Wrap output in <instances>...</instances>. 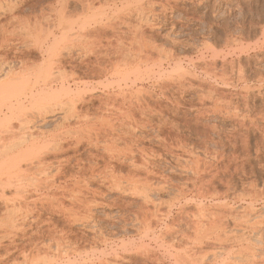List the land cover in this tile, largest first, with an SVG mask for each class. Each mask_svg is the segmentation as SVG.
Returning <instances> with one entry per match:
<instances>
[{"label":"rangeland","instance_id":"rangeland-1","mask_svg":"<svg viewBox=\"0 0 264 264\" xmlns=\"http://www.w3.org/2000/svg\"><path fill=\"white\" fill-rule=\"evenodd\" d=\"M6 1L7 2L5 3L7 4H3L4 6H2L4 8L1 10L3 11L5 9V14H1L0 16V68L3 65L2 68L5 67L4 69H6V71L12 68L14 72L10 73L11 75L9 74L8 76H5L3 72L0 73V84L5 86H10L13 84V82L15 85L19 84L22 80V76L19 73L20 68L21 66L25 67L26 64L32 69L35 68L36 71H32L34 72L32 74H37V72H39L37 75L43 74V67V70L49 68L51 69L50 71H52L51 73L55 72L52 74L53 76H55L58 70V73L56 74L57 81L53 78L54 82L50 84L52 90L56 91H54V95H56L57 99H54L55 97L52 94L54 92L50 90L51 88L49 89V87L47 88L46 86L41 85V88H44L45 91L48 89V91L50 90L52 92L50 96V91H47L49 93L48 96L53 98V101L51 100L49 103L54 105L53 107L55 110H51V113L48 112L43 118L38 120V129L39 131L42 130L41 132L44 131L45 136L47 135L45 139L48 138V133H51L49 136L51 141L47 139V143L49 140L51 142H49V145L52 144L53 146V139V142L55 141V145H57L51 148V152L53 150V154L50 152V159L52 160L53 158L58 157V159L56 158L58 163L55 161V159L51 161L46 158V160H49V162L45 160L47 164L53 162V165L55 163L53 165L54 167L51 164V168L47 167L49 170L46 174L55 175L56 168L58 165L60 166V164L62 165L60 167H62V169L64 168V174L63 171L61 172L62 169L59 167L60 171L59 168L58 171L63 175H60V173L57 171L59 173L56 174L58 175V179L54 178V180L58 181L59 178L61 180H59L56 186L55 181L51 179L54 181L52 182L50 180L53 183V186L51 183H49L52 187L48 188V178L46 177L48 175L44 174L46 176H41V174L47 171L42 169L50 165H47L45 164L46 162H43L45 167L43 165V168H38V170L41 169L44 172L41 173V170L38 171L36 168H32L30 170H33L34 172L25 171L24 177L26 174L28 177L31 176L37 170V172L40 173L39 176L41 177H38L36 174L33 175L35 177L37 176V179L39 178V183L42 184V181H44L43 184H45L46 182L44 189L41 186L39 188V183H37L38 185L34 184V180L31 181L33 184H29V180H26L25 178L23 179L20 176L23 181H19V184H25L23 187L18 186L20 188H18V190L22 189L21 196H16L15 198L14 195H17V193L15 192L16 190L14 191L12 185L13 183H11L10 187H7L9 190H7V188L5 189L6 191L4 190L5 193L4 191L0 190V264H43L44 261L46 264H50V261H53L54 258L55 261L58 262L57 264H68V261L69 264H72V262H75L76 264H231V260H234L233 264H236L238 261L239 264H264V0H121L122 3L119 0H115L116 3L114 0H108L109 2L107 1L106 3L102 0H100V2H95L97 1L95 0V3L92 4L91 8H88L87 6L86 9L90 10L82 9V4L79 0H15V2L18 4L15 6L17 10L14 9L12 14L7 12L6 7L8 5L9 10L10 6L15 4L13 2L14 0ZM146 2H148V4H146ZM61 7L66 13L65 17L60 19V17L54 18V16H52V18L50 17L51 20L49 17H47L50 15V12L61 10ZM137 7H139V9L143 8L141 11L144 10L146 12L145 13L143 11V13L146 15L140 13L142 19H140V15L138 13L139 9ZM53 8L54 10H52ZM133 9H138L137 15L135 13L136 10L133 11ZM42 10L43 12H41ZM131 10L133 12L129 14L128 12H131ZM105 11H107L106 13L108 14V17H105ZM46 12L49 13L47 14ZM99 13H103L105 16L102 15L101 18ZM124 13H128V16H130L128 17L126 16L127 14L124 15ZM14 14L16 18L13 17ZM24 16L27 20L24 19ZM38 16L39 18H37ZM103 16L110 19L109 22L111 21V18L109 17H112L114 22L111 21L112 24L108 23V19H105ZM118 16L120 18H118ZM91 17L92 19H90ZM114 17H116V20L119 22H117ZM144 17L145 19H143ZM21 18L23 19L21 20ZM28 18H31L30 20L33 23ZM123 20H125L126 23ZM26 21L29 24H26ZM70 21L71 23L73 22V26L68 27L67 24ZM82 21L84 22L83 24L81 23ZM21 22H24L22 25L24 27L21 26ZM49 23L53 25L52 28ZM124 23L127 25H124ZM104 24L108 25L106 26L107 28L111 25V28H108L109 30L105 29ZM16 25H18V27ZM128 25L132 26L128 27ZM72 27L76 31L72 30ZM77 27H79V29ZM99 27L101 29L104 27L103 31H100ZM22 28H24V30ZM112 28H114L115 31L112 30ZM62 29L64 31L66 29L67 30L64 33ZM27 30H29L28 32L30 34L27 32ZM97 30L101 33H98ZM104 30H106V32H104ZM130 31L131 33L134 31L136 34H139V36H137L136 34L132 33L133 38L136 36L139 39L142 35L144 36L142 39L145 40L146 38L145 41L147 45H145V42L143 44L142 40L140 42V39L138 41L136 38L137 42L142 44L139 45V48L140 46L145 47H141L144 49V52L151 48V44L153 45L155 43L153 45L155 49L153 50L158 51V48H161L162 50H160L164 55H159L160 53L158 52V54L157 51V54L155 51L152 52L154 63L152 61L146 60V63H142L143 66L140 65L139 67L141 68L139 70L142 72H135V68H130L128 65V62H131L134 59L137 60L136 64L138 62L141 64V60L142 62L145 61V57H143L145 56V53L143 51L142 56L141 51L139 52V49L138 51H134L132 49L138 45V43L135 41L137 44H134L135 42L132 40V36L129 38L131 34ZM78 32H81L82 34ZM121 33L126 34V37L123 38L124 35ZM53 34L55 35V39H52V36H54ZM98 34H101L100 36L103 37L105 36V40H107L108 37L110 41L108 40L109 42H103L104 39L102 38V41L99 43V39H97L99 37H96ZM119 34H121L122 37L120 36L118 39L117 36ZM77 36L78 38H76ZM111 36L114 37L112 38ZM21 37H23V40ZM115 38L118 40H114ZM125 38L132 39L128 42ZM120 39H125L123 40L124 47L120 43ZM18 40L21 41L19 42ZM131 41H133L134 44L132 48L130 45ZM102 42L104 44H101ZM125 42L130 43L128 46V48L130 47L129 50L131 49V52L128 51L130 53L129 56L131 55L130 58H134L131 59V61H127L128 64H126V59L128 60L130 58L128 56H124L123 54L124 51H127L125 48L128 49L126 46L128 43L126 44ZM88 43H92V46L96 49L93 52L94 56L92 52L89 54L90 52L88 48L85 49V46L90 45ZM52 44H55L53 48L51 47ZM98 44L100 47L97 46ZM105 44H107L106 47H108L110 44L113 45L112 47L110 46V48L108 47L109 49L107 48L106 50L104 47ZM65 45L66 48L63 47ZM80 45H83V48L80 47ZM98 47L100 49L102 47L101 51H99L100 49ZM119 47H122L123 49ZM111 48L113 53L111 52L112 50H110ZM53 49L54 51H52ZM117 49L120 51L121 49L122 51L124 50L123 53L119 55L128 57H123L125 59L127 70H125V66H123L124 61H122V58V60L120 59L121 56L115 54ZM104 50H106V52H109L110 50L109 58L113 60L115 57L119 56L117 61H119L118 65L122 69L121 72H126L127 74L129 71V78H127L128 75L125 76L126 78L121 77L123 76V73L121 76L119 74L118 76H110L109 73L108 75L103 73L101 74L102 71L99 68V64L95 66L93 64L94 62L96 63L99 58L102 59V61L106 58L102 57V54L105 53ZM85 52H88L89 55ZM136 52L137 55L135 54ZM99 53H101V56ZM140 57L143 58L141 59ZM59 58H61V60ZM109 58L107 57V60H104L107 61L106 64L108 65L110 64L108 61ZM152 58L150 56L149 59L151 60ZM121 61L123 64H121ZM32 62L35 65H32ZM62 63L63 65H61ZM29 64L32 66H29ZM47 64L49 67L46 66ZM59 64L61 66H59ZM154 64H157L156 66L159 65L160 68L157 67V69ZM152 65L154 66L153 69L151 68ZM145 66L150 67L151 71L148 68L145 70ZM239 67L244 71L240 70ZM108 68L111 67L108 66ZM61 69L64 71H62L63 73L61 72ZM132 69L134 72H131ZM208 69L209 73L207 72ZM231 69H233V71ZM15 70H17V72ZM152 70L156 71H154L155 74L153 72L154 76L152 74ZM144 71L145 73L149 71V73L147 72V75L151 74L152 77L147 78L146 74H144ZM99 72L100 76L98 75ZM140 72L143 74V76H141ZM96 73H98V76ZM131 73H133V75L135 73L139 75L140 73L139 76H141L144 81L141 77L140 79L142 81L138 78V76L136 77L134 75L136 77L135 78ZM241 73L244 74L245 77L247 76V80L244 79V76L241 79L239 78V74ZM61 74H63V76ZM222 75L224 76V79L221 80L223 77ZM58 76L62 77V81ZM31 77L34 78L35 76L32 75ZM117 77L121 79L118 80ZM144 77L148 80H146ZM8 81H11V84L8 83ZM179 83L182 84L180 86L183 88L179 87ZM168 84L169 86H166ZM6 88L7 87L4 89ZM39 88V86L35 87V95L39 93ZM2 91L4 90L2 89ZM5 91L3 94H0L3 96ZM45 91L43 92L46 93L45 96H47V92ZM162 91H165L166 94H164L167 97L162 96ZM43 92H41L39 96L41 95L43 97ZM57 92H59V94ZM7 93L9 95V92H6V94ZM81 95L85 98L84 99L81 97L83 101L80 98ZM130 96L132 98L131 100L129 99ZM137 97H139V99L140 97H145L146 99L143 98L139 100ZM1 98L0 101L2 100L3 102L8 100V98H5V95L4 98L6 100H4L3 97ZM134 99H137L141 102L143 100H148L147 102L150 105H148L147 102H145V104L148 105L149 108L152 106L153 109H151V107L150 110L153 112L151 111L152 113H150L149 109H146L148 106L145 105V107L143 105L144 103H138V101L136 100V102ZM127 100H129L130 103L132 100H134L135 102L132 101L133 104L138 103L139 107L143 106L141 109L143 108L144 110L145 108L150 114L145 113L146 110L141 112V109L137 107L138 104H136L137 106L135 105V108H139V112H136L132 104L128 105L129 101L127 103ZM79 101H81V104ZM72 103L73 108H70ZM55 104H58L57 107ZM15 105L16 107L18 106L17 104ZM26 105L29 104L26 103ZM128 106L133 108H129ZM33 107H37V105L34 104ZM35 109L36 108H33L32 110L35 112ZM123 113L128 114L131 119L132 117L133 119L134 117L138 118L137 120L136 118L134 119L136 123L133 119L132 121L127 119V117H129L128 115L125 114L126 116H123ZM65 115L66 119H64ZM106 122L107 124L104 126L103 123ZM111 123H114L116 128H114V126H110L112 125ZM125 125H127V127ZM122 128L124 131L121 130ZM110 129L115 130H111V132L109 131ZM132 129H134V131ZM125 131L127 132L126 135ZM52 133H55V135L60 134L61 137L59 138L61 142L58 143L59 145L57 144V142L60 141L58 138L59 135L56 136L57 138H54L55 135ZM63 133L70 134H65L63 137ZM129 133L131 134L129 135ZM132 134L134 135L132 136ZM117 135L120 137V140ZM81 136L84 138L82 139ZM87 136L89 139H86ZM79 137L81 138L79 140L82 143L79 141L80 144L76 145L78 141L76 142L75 140H77ZM90 137L93 143L95 142L94 144L99 145L92 144L93 146H91ZM122 139H124V141ZM114 140L116 141L115 143ZM73 142H76L75 145L78 148L73 145ZM126 142H128V145H126ZM62 143L64 144L61 145ZM71 144L72 147L75 148L72 149ZM60 145L62 147L64 146L65 149H67L66 147L69 148L68 150L62 148V154L60 153V148H56L59 150L58 155L57 150L54 147H59ZM105 145V150H102L104 149ZM107 146L109 147L108 149ZM96 147H98V150ZM141 148L145 150L143 151ZM64 151L67 152L63 153ZM105 151L107 153L109 152L112 156H109V153H104ZM128 151H130V155L132 153L135 157L133 155L129 156L128 154L127 156L129 158L124 157ZM54 152L56 154H54ZM95 154V157L97 158L92 159V155ZM102 154L105 158H102L101 160ZM68 156L73 158V160H71L73 161L72 163H70V157L68 159ZM98 156H100V158H98ZM63 157L67 158L63 159ZM89 157L91 161L87 159ZM106 158L107 161H105ZM67 159L68 162L65 161ZM86 159L91 163L97 160L99 164L95 163L94 165H98L93 166L94 162L92 165L90 163L88 168L89 163ZM81 160H83L84 163ZM63 161L67 163L65 164ZM78 161L81 166L84 164L86 165L88 168L87 169L85 167L86 173L85 171H81L83 170L84 166L82 168L79 165H75L76 163L78 164ZM22 163L25 164V162ZM105 165H107V167H105ZM24 166L26 168L27 165ZM94 167L96 170L93 169ZM77 168H79V170ZM90 168L93 170L91 171ZM76 170L79 171L80 175L83 174L81 175L82 177L78 172H76ZM94 170L96 173H93ZM52 171L55 173H50ZM100 171L102 173H100ZM69 172H75L76 176L75 173L73 176V174L70 175ZM33 175L32 177L35 178ZM72 176L75 178V181H73L74 178H71L72 180L68 178ZM15 177L17 178V181L15 180ZM15 177L12 180H14L13 182L16 181L18 184L19 176ZM44 177L46 178V181ZM76 177H81L82 179L85 177L87 179L86 180L84 178L86 183H83V185L81 182L84 181L80 180L79 184L76 185ZM25 182L29 185H26ZM71 182L75 183V187H71ZM68 183L71 188H74L73 190L75 191L77 189L79 190L83 185V189L78 191V198L82 197L83 200H75L77 199L78 195L76 193V196L72 193L74 191H72L71 193L75 196L74 199V196H72V194L69 192V189L71 188L68 187V189L65 187L68 185ZM251 183H254L257 187L255 188L253 184L252 188L250 185ZM85 184H87V186ZM15 185L16 184H14V186ZM58 186H64L67 189L64 187L58 189ZM84 187L86 188L84 189ZM82 190L84 191L81 192ZM23 191L25 193H23ZM56 191H59V196H57L58 193ZM251 191L255 194L253 195ZM247 192L250 194L252 193V195H249ZM80 194H84V196ZM60 195L63 196L61 197ZM70 196H72L71 199L73 198V201L80 202L82 207L80 206V203L77 204V206H75L76 204L73 205L74 207L72 206V209H75L76 207L78 209H73L74 211L71 213L75 212V214H70L71 216L69 218V211H72L71 204L76 203L71 202ZM49 197L52 198V201ZM60 197L62 198L61 202L58 200ZM7 198L8 200L10 198L15 200L13 201L12 205L8 203L7 206L5 205V203L8 201ZM53 199L56 201L53 202ZM63 199L65 201H63ZM80 200L83 201V205L85 204L84 211L85 213L88 211L86 214H82L84 211L82 202ZM84 201L88 205L84 203ZM33 203H35V206L38 204V206L35 207V211H33ZM41 203L44 205L47 204L45 206L46 209H43L44 205L42 207ZM55 203H58L59 206H61L60 203H62L63 207H59L57 205L60 209L70 208L68 209V213L66 210L65 212H62L64 211L63 209L61 210L62 213L58 210L55 214L53 212L56 206ZM13 205H16L17 208H19L18 211ZM53 205L54 207H52V209L54 208V210L51 209V206ZM65 205L67 207L69 205V207L67 208ZM21 206L24 208L26 207V210L23 211L24 209ZM86 206H89L90 210ZM6 207L8 213L5 210ZM49 207L50 209H48ZM223 207H227V209ZM79 208L80 211H78ZM31 209L33 212L30 213ZM22 211L25 213L27 211V214H24ZM77 211L82 212L80 213L81 216L86 215L84 216L86 219L81 217ZM20 212L22 215L24 214V217L27 216L28 219L26 217H22ZM10 213H12V216ZM30 214H32L34 218L40 217L39 219L35 218L38 222H35L36 220L31 218L32 216ZM63 214L65 215L63 216ZM76 214H78L77 216L80 217L78 218L79 220L82 218L83 219L79 221L76 218L77 222H74V219V224H72L73 222L69 224L68 222L71 221L69 219H72L71 217L73 215H75V218ZM13 215L15 217L17 216L18 218L16 217V219H14L15 217ZM66 216L68 219H66ZM19 218H24L25 222L24 219H21V221ZM10 219L12 223L10 222ZM31 219H34V221ZM84 219L86 223L83 222ZM10 223L12 225L14 224L13 228L11 227L12 225H9ZM33 223H35V225ZM55 227H58L59 229L57 228L55 230ZM206 233L207 235H205ZM52 234H57L53 235L54 238L56 236L55 239H58V236L59 239H63V241L66 240V238H63L65 236L70 238H67L69 242L67 240L65 241L71 243L69 245L64 244L65 242L63 243L62 240H60L59 243V240H55L52 237L55 240V242L52 241L54 244L56 241L58 242L56 243L55 247H57L59 244L61 249V247H64L65 245L66 251L63 250L64 248L60 250L58 249L59 247H57L56 250L55 247H51L53 245H50L49 241ZM40 242H43L44 245ZM72 242H76L75 244L79 246V248L76 247V250L79 251V254H82V256L79 257V254L76 250V252H72L74 251L72 248H74L75 245L72 244ZM71 245H73V247L70 248L72 251L69 250L72 252L70 255L69 251L67 252V249ZM48 246L51 248H48ZM240 249L242 251L243 249L247 250L246 252H248L249 255H244L241 253L242 251L239 252ZM58 250L61 252L59 253V258L53 255L55 252L58 253ZM37 251H39L40 256L37 254ZM57 253L55 254L57 255ZM67 256L70 258H66ZM73 256L76 258V260L74 259V261H71L74 258ZM41 257L42 259H40ZM64 258H66L68 261ZM23 261L25 262L23 263ZM55 261L51 262V264H56Z\"/></svg>","mask_w":264,"mask_h":264},{"label":"bare ground","instance_id":"bare-ground-1","mask_svg":"<svg viewBox=\"0 0 264 264\" xmlns=\"http://www.w3.org/2000/svg\"><path fill=\"white\" fill-rule=\"evenodd\" d=\"M21 1H22V0H21ZM48 1H49V0H48ZM56 1H57V0H56ZM79 1L81 2V4H82V9H84V10H90V9H86L87 6H88V8H89V7L91 8L92 4H94L95 2H100V0H97V1H95V0H79ZM87 1H89V2H87ZM94 1H95V2H94ZM102 1H103V2L105 1V3H106L108 0H102ZM111 1H112V0H111ZM119 1L121 2V0H119ZM136 1H137V0H136ZM5 2H7V1H6V0H0V16H1V14H5V11H6L5 9H4L3 11H1V10L4 8V7H3V6H4L3 4H7V3H5ZM8 2H10V1H8ZM13 2H14L15 4H14V5H11L12 7L10 6V9H9V10H8L9 6L7 5V7H6V8H7V12H8V13H11V14H12L13 10L16 9L15 6L18 5L17 2H15V0H14ZM108 2H109V1H108ZM114 2L116 3L115 0H114ZM148 2H149V1H148ZM148 2H146V4H148ZM165 2H166V1H165ZM88 3H89V4H88ZM105 3H104V4H105ZM121 3H122V2H121ZM152 3H153V2H152ZM152 3H151V4H152ZM86 4H88V5H86ZM129 4H130V3H129ZM134 4H135V3H134ZM155 4H156V2H155ZM2 5H3V6H2ZM9 5H10V4H9ZM65 5H66V3H65ZM142 5H143V3H142ZM157 5H158V4H157ZM5 6H6V5H5ZM60 6H61V5H60ZM76 6H77V5H76ZM120 6H121V5H120ZM125 6H127V5H125ZM149 6H150V5H149ZM149 6H148V7H149ZM165 6H166V5H165ZM14 7H15V8H14ZM32 7H33V6H32ZM50 7H51V6H50ZM142 7H143V6H142ZM145 7H146V6H145ZM159 7H160V6H159ZM54 8H55V7H54ZM54 8H53L52 10H54ZM58 8H59V7H58ZM127 8H128V7H127ZM137 8L139 9V7H137ZM55 9H56V8H55ZM64 9H65V8H64ZM108 9H109V8H108ZM128 9H129V8H128ZM138 9H135V10H136L135 13H136V15L139 13V15H140V19H142L141 14H144V13H143L144 10L141 11L143 8H142V9H139V10H138ZM150 9H151V8H150ZM162 9H163V8H162ZM16 10H17V9H16ZM76 10H77V9H76ZM84 10H83V11H84ZM135 10L133 9V11H135ZM137 10H138V13H137ZM50 11H51V10H50ZM78 11H79V10H78ZM113 11H114V10H113ZM133 11L131 10V12L129 11L128 13L130 14V13H132ZM139 11H141V12H139ZM153 11H154V10H153ZM7 12H6V13H7ZM41 12H43V10H42ZM84 12H85V11H84ZM106 12H107V11H105V13H104L106 16H105L103 13H99V14L101 15V18H102V15H104L105 17H108V14H107ZM144 12H145V11H144ZM150 12H151V11H150ZM39 13H40V12H39ZM46 13L48 14L49 12H46ZM46 13H45V14H46ZM113 13H114V12H113ZM113 13H112V14H113ZM128 13H126L127 15L124 13V15L128 16ZM140 13H141V14H140ZM145 13H146V12H145ZM15 14H16V13H15ZM15 14H14V16H13L14 18H16ZM20 14H21V13H20ZM34 14H35V13H34ZM49 14H50V15H48V16L46 15V16L49 17V18H50V17L52 18V16H54V18L60 17V19H62L63 17L66 16V13H65V11L63 10L62 7H61V10L54 11V12H50ZM116 14H117V13H116ZM133 14H134V13H133ZM148 14H149V13H148ZM29 15H30V14H29ZM39 15H40V14H39ZM83 15H84V13H83ZM122 15H123V13H122ZM122 15H121V16H122ZM144 15H146V14H144ZM21 16H22V15H21ZM27 16H28V15H27ZM44 16H45V15H44ZM67 16H68V15H67ZM104 16H103V17H104ZM109 16H112V15H109ZM113 16H114V15H113ZM129 16H130V15H129ZM129 16H128V17H129ZM134 16H135V15H134ZM147 16H148V15H147ZM18 17H19V16H18ZM18 17H17V18H18ZM96 17H97V16H96ZM105 17H104V18H105ZM116 17H117V16H116ZM116 17H114L115 20H116ZM136 17H138V16H136ZM145 17H146V16H145ZM145 17H144L143 19H145ZM25 18H26V17L24 16V19H25ZM37 18H39V16H38ZM51 18H50V20H51ZM101 18H100V19H101ZM109 18H111V21L114 22V20H112V17H109ZM118 18H120V17L118 16ZM122 18H123V17H122ZM122 18H121V19H122ZM124 18H125V16H124ZM18 19H19V18H18ZM22 19H23V18H21V20H22ZM28 19H29V18H28ZM30 19H31V18H30ZM30 19H29V20H30ZM42 19H43V18H42ZM42 19H41V20H42ZM76 19H77V18H76ZM76 19H75V20H76ZM90 19H92V17H91ZM105 19H108V18H105ZM121 19H119V20H121ZM126 19H127V18H126ZM25 20H27V19H25ZM29 20H28V21H29ZM39 20H40V19H39ZM39 20H38V23H39ZM47 20H48V19H47ZM50 20H49V21H50ZM73 20H74V19H73ZM109 20H110V19H108L107 22H108V23H111V21L109 22ZM147 20H148V18H147ZM2 21H3V19H2ZM30 21H31V20H30ZM66 21H67V20H66ZM84 21H85V20H84ZM116 21H117V20H116ZM121 21H122V20H121ZM121 21H120V22H121ZM123 21L125 22V20H123ZM138 21H139V20H138ZM140 21H141V20H140ZM151 21H152V20H151ZM18 22H19V21H18ZM26 22H27V21H26ZM31 22H32V21H31ZM45 22H46V21H45ZM50 22H51V21H50ZM58 22H59V21H58ZM58 22H57V23H58ZM61 22H62V21H61ZM93 22H94V21H93ZM117 22H119V21H117ZM117 22H115V23H117ZM127 22H128V20H127ZM135 22H136V21H135ZM141 22H142V21H141ZM143 22H144V21H143ZM146 22H147V21H146ZM0 23H1V22H0ZM3 23H4V22H3ZM23 23H24V22H23ZM23 23H22V22L20 23L21 26L23 25ZM32 23H33V22H32ZM40 23H41V21H40ZM43 23H44V21H43ZM43 23H42V24H43ZM51 23H52V22H51ZM72 23H73V22H72ZM72 23H71V21H70V22L68 23L69 25L67 24V26H68V27L73 26ZM81 23L83 24L84 22L82 21ZM85 23H87V22H85ZM115 23H113V24H115ZM122 23H123V22H122ZM125 23H126V22H125ZM125 23H124V25H127V24H125ZM26 24H29V23L27 22ZM49 24H50V23H49ZM87 24H90V23H87ZM105 24H106V22H105ZM105 24H104L105 29L109 30V29L111 28V25L109 24L110 27H108V28H109V29H108V28L106 27V26H108V25H105ZM111 24H112V23H111ZM128 24H129V23H128ZM143 24H144V23H143ZM147 24H148V23H147ZM151 24H152V23H151ZM50 25H51V28H52L53 25H52V24H50ZM65 25H66V24H65ZM115 25H116V24H115ZM0 26H1V24H0ZM2 26H3V25H2ZM5 26H6V25H5ZM12 26H13V25H12ZM16 26L18 27V25H16ZM35 26H36V25H35ZM112 26H113V25H112ZM130 26H132V25H130ZM130 26L128 25V27H130ZM22 27H24V26H22ZM33 27H34V26H33ZM59 27H60V26H59ZM84 27H85V25H84ZM114 27H115V26H114ZM3 28H4V27H3ZM12 28H13V27H12ZM49 28H50V26H49ZM77 28L79 29V27H77ZM82 28H83V27H82ZM97 28H98V27H97ZM99 28H100V27H99ZM132 28H133V27H132ZM134 28H135V27H134ZM8 29H9V28H8ZM10 29H11V28H10ZM14 29H15V28H14ZM22 29L24 30V28H22ZM56 29H57V28H56ZM70 29H71V28H70ZM84 29H85V28H84ZM94 29H95V28H94ZM94 29H93V30H94ZM103 29H104V27H103ZM103 29L100 28V31H101V30L103 31ZM19 30H20V29H19ZM62 30H63V29H62ZM66 30H67V29H66ZM66 30H65V31H66ZM68 30H69V28H68ZM72 30H75V29H73V27H72ZM72 30H71V31H72ZM95 30H96V29H95ZM112 30H114V28H112ZM119 30H121V29H119ZM137 30H138V28H137ZM139 30H140V29H139ZM8 31H9V30H8ZM12 31H13V30H12ZM21 31H22V30H21ZM28 31H29V30H27V32H28ZM34 31H35V30H34ZM54 31H55V30H54ZM63 31H64V30H63ZM65 31H64V33H65ZM71 31H70V32H71ZM75 31H76V30H75ZM75 31H74V32H75ZM100 31L97 30L98 33H99ZM114 31H115V30H114ZM1 32H2V31H1ZM4 32H5V31H4ZM70 32H69V33H70ZM87 32H88V31H87ZM90 32H91V31H90ZM94 32H95V31H94ZM97 32H96V33H97ZM104 32H106V30H104ZM118 32H119V31H118ZM8 33H9V32H8ZM13 33H15V32H13ZM19 33H20V32H19ZM24 33H25V32H24ZM28 33H29V32H28ZM35 33H36V31H35ZM52 33H53V32H52ZM64 33H63V34H64ZM78 33H81V32H78ZM96 33H95V34H96ZM100 33H101V32H100ZM123 33H125V32H123ZM123 33H121V34L124 35V36H123V38H124V37H126V36H125L126 34H123ZM130 33H131V31H130ZM132 33H133V34H136L134 31H133ZM132 33L130 34L129 38L133 35ZM137 33H138V32H137ZM140 33H141V32H140ZM6 34H7V33H6ZM9 34H10V33H9ZM29 34H30V33H29ZM42 34H43V33H42ZM66 34H67V33H66ZM66 34H65V35H66ZM81 34H82V33H81ZM90 34H91V33H90ZM121 34H119L118 36L116 35L117 38L120 37V36L122 37ZM141 34H142V33H141ZM141 34H140V35H141ZM1 35H3V34H1ZM11 35H12V34H11ZM14 35H16V34H14ZM21 35H22V34H21ZM27 35H28V34H27ZM53 35H54V34H53ZM88 35H89V33H88ZM93 35H94V34H93ZM100 35H101V34H98V35L96 36V37H99V38H97V39H99V41H98L99 43L102 41V38H103V39L105 38V36L103 37V36H100ZM136 35L139 36V34H136ZM238 35H239V33H238ZM4 36H5V34H4ZM73 36H74V35H73ZM85 36H86V35H85ZM94 36H95V35H94ZM114 36H115V35H114ZM114 36H113V37H114ZM134 36H135V35H134ZM142 36H143V35H142ZM142 36L139 38V39H140V42H141V40H142V41H143L142 43L144 44V42H145V45H147V43H146V41H145L146 38H145V40H144V39H142V38H144V36H143V37H142ZM15 37H16V36H15ZM54 37H55V35L52 36V39H55ZM82 37H83V36H82ZM111 37H112V36H111ZM113 37H112V38H113ZM2 38H3V37H2ZM21 38H22V40H23V37H21ZM24 38H25V37H24ZM76 38H78V36H77ZM80 38H81V37H80ZM127 38H128V36H127ZM132 38H133V36H132ZM132 38H131V39H132ZM134 38H135V39H134ZM134 38H133L132 40H133L134 42H135V41L137 42V39H138V38H137L136 36H135ZM136 38H137V39H136ZM25 39H26V38H25ZM25 39H24V40H25ZM37 39H38V37H37ZM66 39H67V38H66ZM85 39H86V38H85ZM105 39H106V38H105ZM105 39L103 40V42H104V41H106V42H109V41H110L108 37H107V40H105ZM118 39H119V38H118ZM118 39H117V40H118ZM121 39H122V38H121ZM121 39H120V43L123 45V43H124L123 40H125L126 38L123 39V40H121ZM131 39H126V40L129 42ZM139 39H138V41H139ZM149 39H150V38H149ZM0 40H1V39H0ZM2 40H3V39H2ZM27 40H28V39H27ZM27 40H26V41H27ZM39 40H40V39H39ZM56 40H58V39H56ZM56 40H55V42H56ZM60 40H62V39H60ZM76 40H77V39H76ZM87 40H88V38H87ZM108 40H109V41H108ZM114 40H116V38H115ZM117 40H116V41H117ZM235 40H236V39H235ZM18 41H19V40H18ZM18 41H17V42H18ZM20 41H21V40H20ZM20 41H19V42H20ZM37 41H38V40H37ZM58 41H59V40H58ZM82 41H83V40H82ZM92 41H94V40H92ZM122 41H123V42H122ZM133 41L130 42L131 44L127 42V43H128V45H126L127 48H128V46H129V44L131 45V48H132L134 44H137V43H138V42H137V43L135 42V43L133 44ZM19 42H18V43H19ZM30 42H31V41H30ZM30 42H29V43H30ZM80 42H81V41H80ZM103 42H102L101 44H104ZM140 42L138 43V45H136L138 48L135 46V47H133L132 49H133L134 51H136V50L138 51V49H139V52L141 51V54H142V53L144 52V49H142V48H145V47H144V46H143V47L140 46V48H139V45L141 44ZM147 42H148V41H147ZM149 42H150V41H149ZM43 43H44V42H43ZM92 43H93V42H92ZM92 43H88V44H90V45H89V46H85V47H86L85 49L88 48V49H89V52H90L89 54H91V52H92V54H93V56H94V53H93V52H94V50H96V49H95V47L92 46V45H93ZM94 43H95V42H94ZM110 43H113V42H110ZM125 43H126V42H125ZM127 43H126V44H127ZM22 44H23V42H22ZM55 44H56V43H55ZM55 44H52L51 47L53 48V46H54ZM60 44H61V43H60ZM95 44H96V43H95ZM154 44H155V43H154ZM154 44H153V45H154ZM249 44H250V43H249ZM72 45H73V44H72ZM108 45H109V44H108ZM112 45H113V44H112ZM112 45L110 44L108 47L110 48V46L112 47ZM117 45H118V44H117ZM141 45H142V44H141ZM148 45H149V43H148ZM151 45H152V44H151ZM151 45H150L151 48L148 49L146 52H144V53H145V56H143V54H142V56L145 57V58H144L145 61H144V59H143L144 62H142L141 59H142L143 57H142V58L140 57L141 59L139 58V59L141 60V64H140L139 62L136 64V61H137V60H135L134 58H130L131 55L129 56L130 53L128 52V51L131 50V49L129 50L130 47H129L128 49L125 48V50H127V51H124V50H123L124 53H123V51H122V49H123L122 47H119V48H122L121 51H120L119 49H117V51H115V50H114V51H115V54H116V55H117V54L119 55V54H122V53H123L124 56H128L130 59H128V60L126 59V64L129 63L128 65H129L130 68H135L134 71H135V72H139V71H141V70H139V69H141V68H139L140 65L143 66L142 63H146V60H147V61H152V62L154 61L153 58H152V57H153V53H152V52L155 51V53H156L157 50H153V49H155V47H154L153 45H152V46H151ZM240 45H241V44H240ZM6 46H7V45H6ZM40 46H41V44H40ZM56 46H57V45H56ZM82 46H83V45H80V47H82ZM97 46H99V44H98ZM106 46H107V44H105V46H104L105 49L107 50L108 47H106ZM118 46H120V45H118ZM1 47H2V46H1ZM26 47H27V46H26ZM63 47L66 48V45L63 46ZM70 47H71V46H70ZM99 47H100V46H99ZM99 47H98V48H99ZM113 47H114V46H113ZM123 47H124V45H123ZM141 47H142V48H141ZM153 47H154V48H153ZM159 47H160V46H159ZM245 47H246V46H245ZM252 47H253V46H252ZM28 48H29V47H28ZM34 48H35V47H34ZM52 48H51V49H52ZM55 48H56V47H55ZM64 48H63V49H64ZM72 48H73V47H72ZM82 48H83V47H82ZM109 48H108V49H109ZM134 48H135V49H134ZM148 48H149V46H148ZM157 48H158V47H157ZM157 48H156V49H157ZM67 49H68V48H67ZM85 49H84V50H85ZM99 49H100V48H99ZM101 49H102V47H101ZM101 49H100L99 51H101ZM115 49H116V48H115ZM140 49H141V50H140ZM160 49H161V48H160ZM160 49L158 48L157 53L159 52V53H160V54L158 53L159 55H163L162 52H161L162 49H161V50H160ZM15 50H16V49H15ZM48 50H49V49H48ZM48 50H47V51H48ZM64 50H65V49H64ZM68 50H69V49H68ZM106 50H104L105 53L102 52V53H104V54H102V57H103V58L106 57L105 59L107 60V57H108V58L110 57L109 53H110V50H112V48L109 50V52H108V51L106 52ZM118 50L120 51V53H119ZM133 50H132V51H133ZM145 50H146V49H145ZM167 50H168V49H167ZM243 50H244V49H243ZM243 50H242V51H243ZM52 51H54V49H53ZM87 51H88V50H87ZM142 51H143V52H142ZM150 51H151V53H150ZM68 52H69V51H68ZM96 52H97V51H96ZM111 52L113 53V50H112ZM126 52L128 53V55H127ZM130 52H131V51H130ZM139 52H138V54H139ZM85 53L88 54V52H85ZM157 53H156V54H157ZM167 53H168V52H167ZM10 54H11V53H10ZM68 54H69V53H68ZM89 54H88V55H89ZM99 54H100V56H101V53H99ZM131 54H133V53H131ZM135 54L137 55V52H136ZM1 55H2V54H1ZM136 55H135V56H136ZM165 55H166V54H165ZM168 55H169V54H168ZM202 55H203V54H202ZM19 56H20V55H19ZM119 56H121L120 59H121V58L123 59V60L121 59L122 61H124V65H123V66H125V70H127V69H126V64H125V59H124V58H128V57H124V56H122V55H119ZM119 56H118V57H115L114 60L111 59V58H109L108 61L110 62V64H111L112 66H111L110 64H109V65L106 64L107 61H104L105 59L102 61V59H100V58L98 59V61L96 60V61H97L96 63L92 60V61L94 62L93 65L95 66V65H98V64H99V68H100L101 71H102L101 74L103 73V74H105V75H108V73H109L110 76H113V75H114V76H116V75L118 76V74L121 76V74L123 73V74H122L123 76H121V77L126 78L125 76H127L128 73H130V72L128 71L127 74H126V72H121L122 69H121L120 66L118 65V64H119V61H117V60L119 59ZM138 56H139V55H138ZM140 56H141V55H140ZM150 56H151V58H152L151 60L149 59ZM163 56H164V55H163ZM170 56H171V55H170ZM174 56H175V55H174ZM1 57H2V56H1ZM83 57H84V56H83ZM86 57H87V56H86ZM102 57H101V58H102ZM123 57H124V58H123ZM132 57H133V55H132ZM3 58H5V57H3ZM61 58H62V57H61ZM61 58H59V59L61 60ZM96 58H97V57H96ZM146 58H147V59H146ZM62 59H63V58H62ZM131 59H134V60L131 61ZM139 59H138V60H139ZM60 60H59V61H60ZM94 60H95V59H94ZM129 60H130L131 62H128V63H127V61H129ZM53 61H54V60H53ZM122 61H121V64H123ZM165 61H166V60H165ZM34 62H35V61H34ZM61 62H62V61H61ZM93 62H91V63H93ZM109 62H108V63H109ZM179 62H180V61H179ZM24 63H25V62H24ZM40 63H41V62H40ZM56 63H57V62H56ZM58 63H59V62H58ZM63 63H64V62H63ZM63 63H62L61 65H63ZM153 63H154V62H153ZM153 63H152V64H153ZM156 63H157V62H156ZM6 64H7V63H6ZM31 64H32V65H35L33 62H32ZM31 64H29V66H30ZM54 64H55V62H54ZM149 64H150V63H149ZM149 64H148V65H149ZM159 64H160V63H159ZM14 65H15V64H14ZM21 65H22V63H21ZM32 65H31V66H32ZM43 65H44V64H43ZM61 65L59 64V66H61ZM79 65H80V64H79ZM93 65H92V66H93ZM107 65L110 66L111 68H108ZM156 65H157V64H156ZM156 65L154 64V66H156ZM160 65H161V64H160ZM8 66H9V65H8ZM23 66H24V65H23ZM26 66H27V64H26ZM26 66H25V67H22V66H21V68H20L19 73H20L21 76H22V80L20 81L19 84H16V85H15L14 82H13L12 85H10V86L8 85L9 87H8V86H5V85H3V84H0V93L3 94L4 91L7 89V90L5 91V94H4V95H5V98H6V99L8 98V100H6V99L4 98V95L2 96V95L0 94L1 97H3L4 100H6V101H4V102H3L2 100L0 101V116H1V115H2V116L4 115L3 117L1 116V118H0V190H1V191H4L7 187H10L11 183H13L12 185H13L14 191L16 190L15 192L17 193V195H14L15 198H16V196H17V197H18V196H21V193H22L21 190H22V189H21V190H18V188H19L18 186H22V187H23V186L25 185V184L23 185V183H22V184H19V181L22 182L24 178H25L26 180H29V181H30L29 184H30V183L33 184V182H31V181H33V180H34V184H37V183H39V180H38L39 178H38V179L36 178L37 176H38V177H41V176H46V175H48V176H46V177L48 178V179H47V183H48L49 186H48V185H47V186H48V188H49V187H52V186H53V183H52V182L55 181L56 186H57L59 180H61L60 178H59L58 181H57V180H54V178H57V177H58V175H56V174H59V173H60V175H63V174H64V171H63L64 168L62 169V167H60V166H62L61 164H60V166L58 165V167L56 168V171H55L56 173H55L54 171L50 172V173H55L56 177H55L54 174H52V175H50V174H46V173L48 172V170H49L47 167L51 168V165H52V163H53V162H51L52 160L55 159V161H57V163H58V160H57L58 157L55 156L57 159H56V158H53L52 160L50 159L51 148H53V146H57V145H55L56 143H55V141L53 142V139H52V138H51V139H52V143H54V144H53V146H52V144L49 145V142L51 141V140L49 139V136H50L51 133H50V134L48 133L49 136H48L47 139H49L50 141L48 140V143H47V139H45L47 135H46V136L44 135V134H45L44 131L41 132V131H42L41 128H40L41 131H39V129H38V122H39L38 120L41 119V118H43L44 115L47 114L48 112L51 113V112L53 111V109H54V107H53L54 105L51 104V103H49L53 98H51V97L48 96V94H49L48 92H49L50 90H51L52 92L55 91V90H52L50 84H52V82H54V81H53V78H54V80L57 79V77H56L57 75H56V74L58 73V70H57L55 76H53L52 74H54L55 72L51 73L52 71H50L51 69H49V68L43 70V68H44V67H43V68H42V72L44 71L43 74L37 75V74H39V72H37V74H32V73H34V72H32V71H34L35 68L32 69V68H30V67H28V66L26 67ZM46 66L49 67L48 64H47ZM56 66H57V65H56ZM73 66H74V65H73ZM146 66H147V65H146ZM146 66H145V67H146ZM154 66L152 65L151 68L153 69ZM208 66H209V65H208ZM2 67H3V65H2ZM2 67L0 68V73L3 72L5 76H8L10 73H13V72H14V70H12L11 67H9V68H11V69H9V70H7V71H6V69H4L5 67H4V68H2ZM6 67H7V66H6ZM18 67H19V66H18ZM63 67H64V66H63ZM96 67H97V66H96ZM157 67H159V65L156 66V68H157ZM161 67H162V66H161ZM178 67H179V66H178ZM226 67H227V66H226ZM15 68H16V66H15ZM85 68H86V67H85ZM147 68L150 70V67H146L145 70H147ZM159 68H160V67H159ZM239 68H240V67H239ZM56 69H57V68H56ZM62 69H63V68H62ZM62 69H61V72L63 71ZM142 69H143V68H142ZM157 69H158V68H157ZM206 69H207V68H206ZM39 70H40V69H39ZM52 70H53V69H52ZM64 70H65V69H64ZM87 70H88V69H87ZM89 70H90V68H89ZM162 70H163V69H162ZM172 70H173V69H172ZM211 70H212V69H211ZM231 70L233 71V69H231ZM240 70H243V69L240 68ZM15 71L17 72V70H15ZM35 71H36V70H35ZM37 71H38V68H37ZM92 71H93V69H92ZM123 71H124V70H123ZM134 71H133V69H132L131 72H134ZM150 71H151V70H150ZM154 71H155V70H154ZM154 71L152 70V74H153ZM208 71H209V69L207 70V72H208ZM228 71H229V70H228ZM243 71H244V70H243ZM243 71H242V72H243ZM63 72H64V71H63ZM63 72H62V73H63ZM120 72H121V73H120ZM141 72H142V71H141ZM141 72H140V73H141ZM147 72L149 73V71H147ZM147 72L145 73V71H144V74H146V77H147V78L152 77L151 74H148V75H151V76H148V75H147ZM155 72H156V71H155ZM155 72H154V74H155ZM230 72H231V71H230ZM238 72H241V71H238ZM238 72H237V73H238ZM35 73H36V72H35ZM50 73H51V74H50ZM59 73H60V71H59ZM68 73H70V72H68ZM140 73H139V75H140ZM186 73H187V72H186ZM190 73H191V72H190ZM190 73H189V74H190ZM208 73H209V72H208ZM215 73H216V72H215ZM225 73H226V72H225ZM17 74H18V73H17ZM97 74H98V73H96V75H97ZM131 74L133 75V73H131ZM154 74H153V76H154ZM183 74H184V73H183ZM212 74H213V72H212ZM232 74H233V73H232ZM0 75H1V74H0ZM10 75H11V74H10ZM30 75H31V76L34 75L35 77L33 78V77H31ZM59 75H60V74H59ZM61 75L63 76V74H61ZM68 75H69V74H68ZM98 75L100 76V72H99ZM98 75H97V76H98ZM134 75H135L136 77L138 76L139 79H140L141 76H143L142 73H141V76H139L137 73H135ZM134 75H133V76H134ZM181 75H182V74H181ZM215 75H216V74H215ZM239 75H240V77H239L240 79L243 78V76H244V79H246V77H247V76L245 77V75L242 74V73L239 74ZM21 76H20V77H21ZM26 76H29V77H26ZM69 76H70V75H69ZM110 76H109V77H110ZM135 76H134V77H135ZM192 76H194V75H192ZM217 76H218V75H217ZM217 76H215V77H217ZM222 76H223V75H222ZM222 76H221V77H222ZM20 77H18V78H20ZM58 77H60V76H58ZM134 77H133V78H134ZM136 77H135V78H136ZM182 77H183V76H182ZM190 77H191V76H190ZM221 77H220V78H221ZM60 78H61V81H62V77H60ZM104 78H105V76H104ZM117 78H118V77H117ZM127 78H129V75H128ZM138 78H137V79H138ZM141 78H142V77H141ZM144 78H145V77H144ZM196 78H197V77H196ZM225 78H226V77H225ZM6 79H7V78H6ZM10 79H12V78H10ZM15 79H16V78H15ZM119 79H121V78H118V80H119ZM142 79H143V78H142ZM145 79H146V78H145ZM193 79H194V77H193ZM222 79H224V76L221 78V80H222ZM240 79H239V80H240ZM111 80H112V79H111ZM128 80H129V79H128ZM140 80H141V79H140ZM146 80H148V79H146ZM203 80H204V79H203ZM225 80H226V79H225ZM246 80H247V79H246ZM256 80H257V79H256ZM56 81H57V80H56ZM108 81H109V80H108ZM114 81H115V80H114ZM134 81H135V80H134ZM134 81H133V82H134ZM136 81H138V80H136ZM141 81H142V80H141ZM143 81H144V79H143ZM164 81H166V80H164ZM180 81H181V80H180ZM180 81H179V82H180ZM229 81H230V80H229ZM233 81H234V80H233ZM10 82H11V81H10ZM10 82L8 81V83H10ZM133 82H130V83H133ZM236 82H237V81H236ZM8 83H7V84H8ZM117 83H119V82H117ZM123 83H124V82H123ZM181 83H182V82H181ZM229 83H230V82H229ZM10 84H11V83H10ZM62 84H63V82H62ZM119 84H120V83H119ZM119 84H118V85H119ZM126 84H127V83H126ZM183 84H184V83H183ZM18 85H19V86H18ZM41 85L46 86L47 88L49 87V89H50V88H51V89H50L49 91H48V89H46V91H45L44 88H41V87H42ZM48 85H50V86H48ZM107 85H108V84H107ZM131 85H132V84H131ZM170 85H171V84H170ZM176 85H178V84H176ZM180 85H182V84L179 83V87H182V86H180ZM187 85H188V84H187ZM189 85H190V84H189ZM199 85H200V84H199ZM213 85H214V84H213ZM232 85H233V84H232ZM37 86H39L41 89L39 88V93H38L37 95H35V94H36V92H35V90H36L35 87H37ZM61 86H62V85H61ZM120 86H121V85H120ZM132 86H133V85H132ZM166 86H169V84L166 85ZM166 86H165V88H166ZM185 86H186V85H185ZM5 87H7V88L4 89ZM15 87H16V88H15ZM59 87H60V86H59ZM62 87H63V86H62ZM103 87H104V86H103ZM162 87H163V86H162ZM190 87H191V86H190ZM244 87H245V86H244ZM246 87H247V86H246ZM12 88H13V89H12ZM105 88H106V87H105ZM130 88H131V87H130ZM160 88H161V87H160ZM182 88H183V87H182ZM184 88H185V87H184ZM2 89H3L4 91H2ZM8 89H9V90H8ZM10 89H11V90H10ZM43 89H44V90H43ZM175 89H176V88H175ZM197 89H198V88H197ZM242 89H243V88H242ZM249 89H250V88H249ZM40 90H43V91H45V92L48 91V92H47V96H45L46 93H44L43 91H40ZM145 90H146V89H145ZM37 91H38V90H37ZM51 91H50V96H51V93H52ZM136 91H137V90H136ZM201 91H202V90H201ZM6 92H9V95H8V93L6 94ZM41 92H43V94H44L43 97H42L41 95H40L41 97L39 96V94H40ZM55 92H56V91H55ZM55 92L52 93V94L54 95ZM102 92H103V91H102ZM137 92H138V91H137ZM145 92H147V91H145ZM148 92H149V91H148ZM167 92H168V91H167ZM57 93L59 94V92H57ZM57 93H56V94H57ZM66 93H67V92H66ZM130 93H131V91H130ZM162 93L164 94L165 91H162ZM125 94H126V93H125ZM125 94H124V95H125ZM145 94H146V93H145ZM149 94H151V93H149ZM154 94H155V93H154ZM163 94H162V96H166V95H165L166 93H165L164 95H163ZM53 95H52V96H53ZM109 95H110V94H109ZM131 95H132V94H131ZM7 96H8V97H7ZM125 96H126V95H125ZM128 96H129V95H128ZM139 96H140V95H139ZM150 96H151V95H150ZM1 97H0V98H1ZM54 97H55L54 99H57V98H56V95H54ZM81 97H82V95L80 96V98H81ZM114 97H115V96H114ZM132 97H133V95H132ZM166 97H167V96H166ZM204 97H205V96H204ZM82 98H84V97H82ZM82 98H81V99H82ZM125 98H126V97H125ZM125 98H124V100H125ZM143 98H145V97H142V98L140 97V99H139V97H137V99H139V100H141V99H143ZM158 98H159V97H158ZM1 99H2V98H1ZM84 99H85V98H84ZM127 99H128V97H127ZM129 99H130V100L132 99L131 96H130ZM137 99H134V100L136 101ZM145 99H146V98H145ZM153 99H154V98H153ZM203 99H204V98H203ZM43 100H44V101H43ZM69 100H70V99H69ZM134 100H132V101H134ZM52 101H53V100H52ZM77 101H78V100H77ZM82 101H83V99H82ZM86 101H87V100H86ZM128 101H129V100H127V103H128ZM132 101H131V103H130V101H129L128 105H129V104H132V106H134L135 111L137 112V111L139 110V108L141 109V107H143V106H141V104L144 103L143 105L145 106V105H146L145 102H147L148 100H143L144 102H143V101L141 102V101H138V100H137L138 103H141V104H140L141 107H139V104H138V103H134V104H133ZM135 101H134V102H135ZM137 101H136V102H137ZM68 102H69V101H68ZM73 102H74V101H73ZM79 102H80V104H81V101H79ZM107 102H108V101H107ZM125 102H126V100H125ZM224 102H225V101H224ZM14 103L17 104L18 106L16 107V105H15ZM26 103H28V104L31 106V108H30L29 105H26ZM75 103H76V102H75ZM75 103H74V104H75ZM243 103H244V102H243ZM34 104H36L37 107H33ZM66 104H67V103H66ZM136 104H138V106H137ZM147 104L150 105L148 102H147ZM55 105H56V107H57L58 104H55ZM70 105H71V104H70ZM70 105H69V106H70ZM135 105H136L137 107H139V108H138V109L135 108ZM148 105H146V106H148ZM28 106H29V107H28ZM74 106H75V105H74ZM146 106H145V107H146ZM242 106H243V105H242ZM128 107H129V106H128ZM151 107H152V106H151ZM151 107H150V108H151ZM233 107H234V106H233ZM33 108H36V109H35V112H37V113H35L34 110H32ZM70 108H73V103H72V106H71ZM129 108H133V107L130 106ZM150 108H149V106L146 107V109H149V112L152 113L153 111L150 110ZM245 108H246V107H245ZM250 108H251V106H250ZM59 109H60V108H59ZM62 109H63V108H62ZM136 109H137V110H136ZM146 109L144 108V110H143V108H142L140 111L142 112V111H145ZM151 109H153V107H152ZM154 109H155V108H154ZM51 110H52V111H51ZM54 110H55V109H54ZM65 111H66V110H65ZM146 111H147V112H146ZM146 111H145V113H148V110H146ZM151 111H152V112H151ZM159 111H160V110H159ZM237 111H238V110H237ZM237 111H236V112H237ZM247 111H248V110H247ZM249 111H250V110H249ZM138 112H139V111H138ZM231 112H232V111H231ZM70 113H71V112H70ZM126 113H127V112H126ZM126 113H123V116H124ZM150 113H148V114H150ZM156 113H157V112H156ZM64 114H65V113H64ZM71 114H72V113H71ZM143 114H144V112H143ZM159 114H160V113H159ZM66 115H67V114H66ZM66 115H65V118H64V119H66ZM126 115H128V114H126ZM126 115H125V116H126ZM140 115H141V114H140ZM228 115H229V114H228ZM68 116H69V114H68ZM70 116H71V115H70ZM106 116H107V115H106ZM128 116H129V115H128ZM148 116H149V115H148ZM234 116H235V115H234ZM108 117H109V116H108ZM131 117H132V116H131ZM146 117H147V116H146ZM135 118H136V117H134V119H135ZM141 118H142V117H141ZM141 118H140V119H141ZM230 118H231V117H230ZM103 119H104V116H103ZM127 119H129L130 121H132L133 117H132V119H131L130 116H129V117H127ZM134 119H133V120H134ZM137 119H138V118H136V120H137ZM145 119H146V118H145ZM67 120H68V119H67ZM42 121H43V120H42ZM130 121H128V122H130ZM134 121H135V120H134ZM139 121H141V120H139ZM142 121H143V119H142ZM248 121H249V120H248ZM107 122H108V121H107ZM107 122H106V123H103V125L105 126V125L107 124ZM137 122H138V121H137ZM146 122H147V121H146ZM242 122H243V121H242ZM41 123H42V122H41ZM135 123H136V121H135ZM141 123H143V122H141ZM108 124H109V123H108ZM111 124H112V123H111ZM147 124H148V123H147ZM135 125H137V124H135ZM149 125H150V124H149ZM149 125H148V126H149ZM239 125H240V124H239ZM246 125H247V124H246ZM257 125H258V124H257ZM110 126H114V123H113L112 125H110ZM125 126L127 127V125H125ZM249 126H250V125H249ZM126 127H125V128H126ZM137 127H138V126H137ZM259 127H260V126H259ZM61 128H62V127H61ZM103 128H104V127H103ZM105 128H107V127H105ZM108 128H109V127H108ZM110 128H112V127H110ZM114 128H116V127L114 126ZM125 128H124V129H125ZM128 128H129V126H128ZM130 128H131V127H130ZM133 128H134V127H133ZM244 128H245V127H244ZM246 128H247V127H246ZM253 128H254V127H253ZM261 128H262V127H261ZM126 129H127V128H126ZM135 129H137V128H135ZM88 130H89V129H88ZM107 130H108V129H107ZM111 130L114 131L115 129H110L109 131H111ZM121 130H123V128H122ZM132 130L134 131V129H132ZM132 130H131V131H132ZM66 131H67V130H66ZM109 131H108V133H109ZM123 131H124V130H123ZM123 131H122V132H123ZM126 131H127V130H126ZM126 131H125V132H126ZM62 132H63V130H62ZM69 132H70V131H69ZM87 132H88V131H87ZM106 132H107V131H106ZM111 132H112V131H111ZM111 132H110V133H111ZM117 132H118V131H117ZM122 132H121V133H122ZM128 132H129V131H128ZM89 133H90V132H89ZM108 133H107V135H108ZM119 133H120V132H119ZM131 133H132V132H131ZM131 133H129V135H130ZM52 134H53V133H52ZM65 134H68V135H69L70 133H63L62 136L65 135ZM112 134H113V133H112ZM126 134H127V132L125 133V135H126ZM53 135H55V133H54ZM53 135H51V136H53ZM58 135H59V136H58ZM58 135L56 134L54 138H57L56 136H58V138L61 137L60 134H58ZM123 135H124V134H123ZM123 135H122V136H123ZM125 135H124V136H125ZM133 135H134V134H132V136H133ZM88 136H89V135H88ZM88 136L86 137V139L88 138ZM94 136H95V133H94ZM110 136H112V135H110ZM117 136H118V135H117ZM120 136H121V134H120ZM135 136H136V135H135ZM137 136H138V135H137ZM63 137H64V136H63ZM63 137H62V141H63ZM68 137H69V136H68ZM113 137H114V136H113ZM125 137H126V136H125ZM81 138L83 139L84 137L81 136ZM81 138L79 137V138H77V140H75V139H76V138H75L74 140H75L76 142L78 141V143L73 142V143H74L73 145H75V143H76V145L82 143V142L79 140V139H81ZM95 138H96V137H95ZM97 138H99V137H97ZM118 138H119V140H120V137H119V136H118ZM72 139H73V138H72ZM88 139H89V138H88ZM113 139H114V138H113ZM115 139H116V138H115ZM138 139H139V138H138ZM54 140H55V139H54ZM59 140H60V138H59ZM66 140H68V139H66ZM98 140H100V139H98ZM98 140H97V141H98ZM119 140H118V141H119ZM122 140L124 141V139H122ZM122 140H121V141H122ZM79 141H80V143H79ZM86 141H87V140H86ZM90 141H91V146H93L92 144H94L95 142L93 143V141L91 140V137H90ZM90 141H89V142H90ZM95 141H96V140H95ZM130 141H131V140H130ZM134 141H135V140H134ZM134 141H133V142H134ZM241 141H242V140H241ZM59 142H61V140L58 141L57 144H58ZM115 142H116V141L114 140V143H115ZM131 142H132V141H131ZM136 142H137V140H136ZM242 142H243V141H242ZM248 142H249V141H248ZM248 142H247V143H248ZM50 143H51V142H50ZM96 143H98V142H96ZM119 143H120V142H119ZM126 143H127L126 145H128V142H126ZM63 144H64V143H62L61 145H63ZM133 144H134V143H133ZM133 144H132V145H133ZM135 144H136V143H135ZM58 145H59V144H58ZM61 145H60V146H61ZM76 145H75V146H76ZM89 145H90V143H89ZM94 145H99V144H94ZM110 145H111V144H110ZM118 145H119V144H118ZM126 145H125V146H126ZM129 145L131 146L130 143H129ZM138 145H139V143H138ZM245 145H246V144H245ZM60 146H59V147H54V148H55V149H56V148H58V149L60 148V153H61V149H62V148L65 149V147H64V146H63V147H62V146L60 147ZM66 146H67V145H66ZM69 146H70V145H69ZM91 146H90V147H91ZM130 146H129V147H130ZM142 146H143V145H142ZM246 146H247V145H246ZM71 147H72V144H71ZM76 147H77V146H76ZM94 147H95V146H94ZM111 147H112V146H111ZM114 147H115V146H114ZM129 147H128V149H129ZM133 147H134V145H133ZM136 147H138V146H136ZM140 147H141V146H140ZM143 147H144V146H143ZM249 147H250V146H249ZM66 148H67V149H65V150H68L69 147H66ZM73 148H75V147H72V149H73ZM77 148H78V147H77ZM77 148H76V149H77ZM97 148H98V147H96V149H97ZM100 148H101V147H100ZM105 148H106V145H105L104 149H102V150H105ZM108 148H109V147L107 146V149H108ZM138 148H139V147H138ZM144 148H145V147H144ZM262 148H263V147H262ZM107 149H106V150H107ZM112 149H113V147H112ZM112 149H111V150H112ZM121 149H122V148H121ZM130 149H131V147H130ZM130 149H129V150H130ZM141 149H142V148H141ZM259 149H260V148H259ZM49 150H50V151H49ZM56 150H57V149H56ZM90 150H91V149H90ZM97 150H98V149H97ZM131 150H132V149H131ZM142 150H143V149H142ZM144 150H145V149H144ZM144 150H143V151H144ZM261 150H262V149H261ZM54 151H55V150H54ZM58 151H59V150H57V153H58ZM108 151H109V150H108ZM116 151H117V150H116ZM125 151H126V150H125ZM139 151H140V149H139ZM55 152H56V151H55ZM55 152H54V154H56ZM65 152H67V151H64L63 153H65ZM102 152H103V151H102ZM102 152H101V153H102ZM109 152H110V151H109ZM109 152H108V153H109ZM112 152H114V151H112ZM123 152H124V151H123ZM131 152H132V151H131ZM257 152H258V150H257ZM51 153L53 154V150H52ZM104 153L108 154L106 151H105ZM115 153H116V152H115ZM119 153H120V152H119ZM119 153H118V154H119ZM124 153H125V152H124ZM129 153H130V151H128V153H126V154H125L126 156L124 155V157H128L127 154H128L129 156H132V155H133L132 153H131V155H130ZM214 153H215V152H214ZM216 153H217V152H216ZM48 154H49V155H48ZM52 154H51V156H52ZM61 154H62V153H61ZM92 154H93V153H92ZM97 154H98V153H97ZM111 154H112V153H111ZM146 154H147V153H146ZM245 154H246V153H245ZM47 155H48V157H47ZM58 155H59V153H58ZM98 155H99V154H98ZM108 155H109V156H112V155H110V153H109ZM113 155H114V154H113ZM120 155H121V154H120ZM122 155H123V154H122ZM144 155H145V153H144ZM53 156H54V155H53ZM95 156H96V154H95V155H92V159H93V158H94V159L97 158V157H95ZM114 156H115V155H114ZM133 156H134V155H133ZM147 156H148V154H147ZM220 156H221V155H220ZM232 156H233V155H232ZM69 157H70V159H69ZM90 157H91V156H90ZM90 157L87 158V159H89V160L91 161ZM134 157H135V156H134ZM243 157H244V156H243ZM46 158H48L49 160H51V161H50V162H51V163H50L51 165L48 163L50 166H46V167H45V165H44L43 162H46V161L49 162V160H48V159L46 160ZM51 158H52V157H51ZM59 158H60V157H59ZM61 158H62V157H61ZM66 158H67V157H66ZM66 158L63 157V159H66ZM98 158H100V156H98ZM102 158H103V159L105 158V157H103V154H102V156H101V160H102ZM111 158H112V157H111ZM114 158H115V157H114ZM128 158H129V157H128ZM128 158H127V159H128ZM215 158H216V157H215ZM233 158H234V157H233ZM63 159H62V160H63ZM68 159H69V161L73 160V158H71V156H68ZM68 159L65 160V161L68 162ZM82 159H83V158H82ZM87 159H86V160H87ZM109 159H110V158H109ZM118 159H119V158H118ZM121 159H122V158H121ZM45 160H46V161H45ZM62 160H61V161H62ZM86 160H85V161H86ZM89 160H87L88 163H89V164H88V168H89L90 163H91V162H89ZM111 160H113V159H111ZM74 161H75V160H74ZM81 161H83V160H81ZM81 161H80V162H81ZM98 161H99V159H98ZM105 161H107V158L105 159ZM118 161H119V160H118ZM222 161H223V160H222ZM229 161H230V160H229ZM22 162H25V164L22 163ZM63 162H64V161H63ZM67 162H64V163L66 164ZM72 162H73V161H71L70 163H72ZM93 162H94V161H93ZM93 162H92V163H93ZM108 162H109V161H108ZM59 163H61V162H59ZM70 163H69V164H70ZM75 163H76V162H75ZM81 163H82V162H81ZM83 163H84V161H83ZM85 163H86V162H85ZM92 163H91V165H92ZM95 163H98L97 160L93 163V166H97V165L99 164V163H98L97 165H94ZM105 163H106V162H105ZM105 163H104V164H105ZM21 164H22V165H21ZM45 164H47V162H46ZM48 164H47V165H48ZM54 164H55V163H54ZM54 164H53V165H54ZM62 164H63V163H62ZM24 165H27L26 168H25ZM43 165H44L45 168H43ZM53 165H52V166H53ZM63 165H64V164H63ZM75 165H79V166H81V165L79 164V161H78V164L76 163ZM79 166H78V167H79ZM83 166H84V168L86 167L85 164L82 165L81 167L83 168ZM103 166H104V165H103ZM113 166H114V165H113ZM195 166H196V165H195ZM23 167H24V168H23ZM53 167H54V166H53ZM59 167L62 169L61 172L63 171V174H62L61 172H59V171H60V168H59ZM63 167H64V166H63ZM81 167H79V168H81ZM91 167H92V166H91ZM105 167H107V165H105ZM244 167H245V166H244ZM32 168H33V169L36 168L37 170H38V168H43L42 170H45V171L47 170V171H46L45 173H42V172H44V171H42V170L40 169V170H41V173H42L43 175L41 174V176H39L40 173L37 172V170H36L37 173L35 172V173H33V174H36L37 176L35 177V176L32 174L36 179L33 178L31 174H30L31 176H29L30 178L28 177L27 174H26V176L24 177V174H25L24 172H25V171H30V172H32L33 170H32V171L30 170V169H32ZM46 168H47V169H46ZM58 168H59V171H58ZM79 168H77V169L79 170ZM82 168H81V169H82ZM84 168H83V170H81V171H83V172L85 171V173H86V168H87V167L85 168V170H84ZM88 168H87V169H88ZM96 168H97V167H96ZM90 169H91V171H92L93 169H95V167H94L93 169H92V168H90ZM90 169H89V170H90ZM113 169H114V168H113ZM40 170H38V171H40ZM95 170H96V169H95ZM95 170H94L93 173H96ZM98 170H99V169H98ZM104 170H105V169H104ZM108 170H109V169H108ZM50 171H51V170H50ZM57 171H58L59 173H58ZM81 171H80V172H81ZM91 171H90V172H91ZM111 171H112V170H111ZM242 171H243V170H242ZM33 172H34V171H33ZM76 172L79 173V171H77V170H76ZM27 173H28V172H27ZM65 173H66V172H65ZM74 173H75V172H73V173H70V172H69V174H70V175L73 174V176H74ZM78 173H77V174H78ZM91 173H92V172H91ZM93 173H92V174H93ZM100 173H102V172L100 171ZM104 173H105V172H104ZM108 173H109V172H108ZM108 173H107V174H108ZM44 174H46V175H44ZM98 174H99V172H98ZM105 174H106V173H105ZM243 174H244V173H243ZM70 175H69V176H70ZM79 175H80V173H79ZM81 175H83V174H81ZM81 175H80V176H81ZM15 176H17V177L19 176V178H20V180H19V178H18V184H17V182H16V181H17V178H16ZM20 176H21L23 179H21ZM53 176H54V177H53ZM67 176H68V175H67ZM73 176H72V177H68V178H70V179H71V178H74ZM75 176H76V173H75ZM214 176H215V175H214ZM14 177H15V180H16L15 182H13L14 180H12ZM81 177H82V176H81ZM81 177H79V178H81ZM31 178H33V179H31ZM63 178H64V177H63ZM76 178H77L76 180L78 181L79 178H78V177H76ZM84 178H85V177H83V179H84ZM30 179H31V180H30ZM40 179H41V178H40ZM44 179H45V181H46V178H45V177H44ZM44 179H42V180H44ZM51 179L54 180V181H52ZM57 179H58V178H57ZM65 179H66V178H65ZM83 179L81 178V179H79L78 182L76 181V182H75V183H77L76 185L79 184L80 180L84 181V182H81L82 184H83V183H86V182H85V179H86V178H85L84 180H83ZM89 179H90V178H89ZM94 179H95V178H94ZM21 180H22V181H21ZM37 180H38V181H37ZM50 180H51L52 182H51ZM71 180H72V179H71ZM86 180H87V179H86ZM256 180H257V179H256ZM24 181H25V180H24ZM36 181H37V182H36ZM73 181H75V178H74ZM102 181H103V180H102ZM35 182H36V183H35ZM40 182H41V180H40ZM43 182H44V181H42V184L39 183L40 185L37 184V185L39 186V188H40V186H41V187L44 189V185H46V182H45V184H43ZM66 182H67V181H66ZM25 183H26V182H25ZM49 183H51L52 186H50L51 184H49ZM72 183H73V185H72ZM75 183H74V182H71V187L74 186ZM256 183H257V182H256ZM14 184H16L17 186H16V185L14 186ZM27 184H28V183H26V185H27ZM29 184H28V185H29ZM253 184H254V183H253ZM253 184H252V183L250 184V185L252 186V188H253ZM60 185H61V184H60ZM68 185H69V183H68ZM68 185L65 186V187H67V188H68V187L71 188L70 185H69V186H68ZM83 185H84V184H83ZM83 185H82V187H81L80 189H83ZM85 185L87 186V184H85ZM32 186H33V185H32ZM35 186H36V185H35ZM47 186H46V187H47ZM80 186H81V185H80ZM80 186H79V187H80ZM209 186H210V185H209ZM254 186H255V184H254ZM15 187H16V189H15ZM33 187H34V186H33ZM63 187H64V186H60V187L58 186L57 188L60 189V188H63ZM65 187H64V188H65ZM74 187H75V186H74ZM256 187H257V186H255V188H256ZM262 187H263V186H262ZM11 188H12V186H11ZM13 188H12V189H13ZM29 188H30V187H29ZM48 188H47V189H48ZM55 188H56V187H55ZM55 188H53V189H55ZM67 188H65V189H67ZM69 188H68V189H69ZM77 188H78V187H77ZM77 188H76V189H77ZM85 188H86V187H84V189H85ZM89 188H90V186H89ZM247 188H248V187H247ZM255 188H254V189H255ZM19 189H20V188H19ZM35 189H36V187H35ZM35 189H34V190H35ZM51 189H52V188H51ZM58 189H57V190H58ZM71 189H72V190H71ZM71 189H69V192H70V193H71L72 191H74L75 193H74V192H72V193L75 194V195H76V193H77V195H78V196L76 195V196H77V199H75V196L71 193L72 196H74V199H75V200L78 201L79 199H82L81 196H80L81 198H78V197H79V193H78V191H79L80 189H79V190L77 189V190H76L77 192H76L75 190H73L74 188H71ZM201 189H202V188H201ZM254 189H253V192H254ZM259 189H260V188H259ZM7 190H9V188H7ZM23 190H24V188H23ZM39 190H40V189H39ZM49 190H50V189H49ZM70 190H71V191H70ZM91 190H92V189H91ZM94 190H95V189H94ZM1 191H0V192H1ZM5 191H6V190H5ZM5 191H4V193H5ZM14 191H13V192H14ZM20 191H21V192H20ZM26 191H27V190H26ZM54 191H55V190H54ZM59 191H60V190H59ZM59 191H58V192H59ZM64 191H65V190H64ZM64 191H63V192H64ZM67 191H68V190H67ZM83 191H84V190H82L81 192H83ZM198 191H199V190H198ZM28 192H29V191H28ZM28 192H27V195H28ZM56 192H57V191H56ZM58 192H57V193H58ZM85 192H86V191H85ZM93 192H94V191H93ZM96 192H97V191H96ZM248 192H249V191H248ZM248 192H247V193H248ZM251 192H252V191H251ZM253 192H252V193H253ZM255 192H256V191H255ZM16 193H15V194H16ZM23 193H25V192L23 191ZM31 193H32V192H31ZM31 193H30V194H31ZM53 193H54V192H53ZM89 193H92V192H89ZM252 193H251V194L248 193V194H249V195H252ZM259 193H260V192H259ZM262 193H263V192H262ZM1 194H3V193H1ZM18 194H19V195H18ZM33 194H34V193H33ZM55 194H56V193H55ZM55 194H53V195H55ZM95 194H96V193H95ZM95 194H94V195H95ZM208 194H209V193H208ZM254 194H255V193H253V195H254ZM263 194H264V193H263ZM3 195H4V194H3ZM24 195H25V194H24ZM69 195H70V194H69ZM69 195H68V197H69ZM80 195H82V194H80ZM212 195H213V194H212ZM216 195H217V194H216ZM257 195H258V194H257ZM260 195H261V194H260ZM260 195H259V196H260ZM57 196H59V193H58ZM57 196H56V197H57ZM60 196H61V195H60ZM62 196H63V195H62ZM62 196H61V197H62ZM72 196H70V199H71ZM82 196H84V194H83ZM85 196H86V195H85ZM236 196H237V195H236ZM238 196H239V195H238ZM244 196H245V195H244ZM247 196H248V195H247ZM41 197H42V196H41ZM61 197H60V199H58V200H60V202H61V200H62ZM87 197H88V196H87ZM46 198H48V197H46ZM49 198H51V197H49ZM53 198H54V196H53ZM65 198H66V197H65ZM65 198H64V199H65ZM83 198H85V197H83ZM10 199H11V198H10ZM10 199L8 200V198H7V200H8L10 203L7 201V202L5 203L6 206H7L8 204L12 205L13 201H15L14 199H13V200L11 199V201H12V202H11ZM39 199H40V198H39ZM55 199H56V198H55ZM64 199H63V201L66 200V199H65V200H64ZM67 199H68V198H67ZM72 199H73V198H72ZM72 199H71V202H76V201H73ZM90 199H91V198H90ZM47 200H50V199H47ZM82 200H83V199H82ZM84 200H85V199H84ZM1 201H2V200H1ZM51 201H52V198H51ZM55 201H56V200L53 199V202H55ZM69 201H70V200H69ZM80 201H81V200H80ZM93 201H94V200H93ZM93 201H92V202H93ZM16 202H17V201H16ZM41 202H43V201H41ZM81 202H82V205H83V201H81ZM95 202H96V201H95ZM251 202H252V201H251ZM7 203H8V204H7ZM22 203H23V202H22ZM30 203H31V202H30ZM48 203H49V202H48ZM65 203H66V202H65ZM79 203H80V202L72 203V204H71V209H72V206H73V205L76 204L75 206H77V204H79ZM84 203H86V202L84 201ZM33 204H34V206H33V207H34L33 211H35V207H37L38 204H36L37 206H35V203H33ZM41 204H42V207H43L44 204H43V203H41ZM55 204H56V203H55ZM60 204H61V206H59L58 203L56 204V206L58 205L59 207H63V206H62V203H60ZM86 204H87V203H86ZM20 205H21V204H20ZM20 205H19V206H20ZM24 205H25V204H24ZM24 205H23V206H24ZM39 205H40V204H39ZM46 205H47V204H46ZM46 205H44L43 209H46V207H45ZM84 205H85V204H84ZM84 205H83V211H84ZM87 205H88V204H87ZM13 206H14V205H13ZM19 206H18V207H19ZM23 206H21V207H23ZM26 206H27V205H26ZM56 206H55V210H56V211L54 210V208L52 209V207H54V205L51 206V209L54 210L53 212H54L55 214H56V212H57L58 210L61 212V210L64 209V208H63V209H60L58 206H57V207H56ZM80 206H81V203H80ZM80 206H79V207H80ZM8 207H9V206H8ZM15 207L17 208L16 205L14 206V208H15ZM39 207L42 208L41 206H39ZM39 207H38V208H39ZM65 207H67V206L65 205ZM68 207H69V205H68ZM68 207H67V208H68ZM73 207H74V206H73ZM81 207H82V206H81ZM86 207H87V206H86ZM16 208H15V209H16ZM27 208H30V207H27ZM56 208H57V209H56ZM76 208H77V207H76ZM76 208H75V209L73 208V209L76 210ZM87 208L89 209V206H88ZM90 208H91V207H90ZM223 208H225V207H223ZM8 209H9V208H8ZM10 209H12V208H10ZM18 209H19V208H17V211H18ZM20 209H21V208H20ZM23 209H24L23 211H25V210H26V207H25V208L23 207ZM43 209H42V210H43ZM48 209H50V207H49ZM68 209H70V208H68ZM68 209H64V211H62V212H65V210H66L67 213H68ZM73 209H72V211H69V216H68L69 218H70V216H71L72 214H75V212H74V213H71V212L74 211ZM77 209H78V208H77ZM225 209H227V207H226ZM5 210L7 211V207L5 208ZM12 210H13V209H12ZM12 210H11V211H12ZM89 210H90V209H89ZM245 210H247V209H245ZM20 211H21V210H20ZM23 211H22V212H23ZM33 211H32V209H31V210H30V213L33 212ZM40 211H41V210H40ZM48 211H49V210H48ZM78 211H80V208H79ZM78 211H77V212H78ZM81 211H82V209H81ZM83 211H82V212H83ZM200 211H202V210H200ZM217 211H218V210H217ZM12 212H13V211H12ZM15 212H16V211H15ZM50 212H51V211H50ZM62 212H61V213H62ZM82 212H78V214H80V213H82ZM87 212H88V211H86V213H87ZM7 213H8V211H7ZM23 213H24V214H27V211H26V213H25V212H23ZM86 213H85V211H84L82 214H86ZM213 213H214V212H213ZM10 214H11V216H12V213H10ZM10 214H9V215H10ZM14 214H15V213H14ZM20 214H21V212H20ZM24 214H23V215H24ZM28 214H29V212H28ZM32 214H33V213H32ZM32 214H30V215L32 216ZM57 214H58V213H57ZM65 214H66V213H65ZM65 214H63V216H64ZM70 214H71V215H70ZM78 214H76V217H75V218H74L75 215H73V216L71 217L72 219H69V220H71V221L68 222V223H69V224L72 223L74 219L76 220V221L74 220V222H77V219L80 218L79 216H77ZM215 214H216V213H215ZM223 214H224V213H223ZM23 215L21 214L22 217H24ZM30 215H28V216H30ZM61 215H62V214H61ZM213 215H214V214H213ZM13 216H14V215H13ZM80 216H81V214H80ZM84 216H86V215H83V216H81V217L85 218ZM14 217H15V216H14ZM16 217H17V216H16ZM16 217H15L14 219H16ZM25 217L27 218V216H25ZM25 217H24V218H25ZM224 217H225V216H224ZM10 218H11V217H10ZM17 218H18V217H17ZM24 218H21V219L23 220ZM31 218H34V216H32ZM35 218H38V217H35ZM35 218H34V219H35ZM39 218H40V217H39ZM39 218H38V219H39ZM76 218H77V219H76ZM83 218H82V219H83ZM196 218H197V217H196ZM222 218H223V217H222ZM14 219H13V220H14ZM19 219H20V218H19ZM19 219H18V220H19ZM21 219H20V220H21ZM27 219H28V218H27ZM34 219H33V220L31 219V220L34 221ZM66 219H68L67 216H66ZM82 219H80V220H82ZM85 219H86V218H85ZM85 219H84L83 222L86 223ZM22 220H21V221H22ZM35 220H36V219H35ZM46 220H47V219H46ZM69 220H67V221H69ZM78 220H79V219H78ZM80 220H79V221H80ZM89 220H90V219H89ZM67 221H66V222H67ZM7 222H8V221H7ZM10 222L12 223L11 219H10ZM24 222H25V219H24ZM30 222H31V221H30ZM35 222H38V221L36 220ZM39 222H40V220H39ZM74 222H73L72 224H74ZM221 222H222V220H221ZM4 223H5V222H4ZM11 223L9 224L10 226L12 225ZM13 223H14V222H13ZM31 223H32V222H31ZM52 223H53V222H52ZM213 223H214V222H213ZM218 223H219V222H218ZM14 224H15V223H14ZM14 224H13V225H14ZM33 224L35 225V223H33ZM37 224H38V223H37ZM255 224H257V223H255ZM13 225L11 226L12 228H13ZM15 225H16V224H15ZM208 225H209V223H208ZM70 226H71V225H70ZM197 226H198V225H197ZM197 226H196V227H197ZM196 227H195V228H196ZM9 228H10V227H9ZM40 228H41V227H40ZM57 228H58V227H57ZM57 228L55 227V230H56ZM65 228H66V227H65ZM244 228H245V227H244ZM248 228H249V227H248ZM50 229H51V228H50ZM58 229H59V228H58ZM60 229H61V228H60ZM63 229H64V228H63ZM66 229H67V228H66ZM201 229H202V228H201ZM211 229H212V227H211ZM7 230H8V229H7ZM69 230H70V229H69ZM198 230H199V229H198ZM213 230H214V229H213ZM213 230H212V231H213ZM246 230H247V229H246ZM250 230H251V229H250ZM53 231H54V230H53ZM61 231H63V230H61ZM66 231H67V230H66ZM199 231H200V230H199ZM208 231H210V230H208ZM214 231H215V230H214ZM22 232H24V231H22ZM43 232H44V231H43ZM58 232H59V231H58ZM196 232H197V231H196ZM196 232H194V233H196ZM19 233H20V232H19ZM24 233H25V232H24ZM46 233H47V232H46ZM51 233H52V232H51ZM60 233H61V232H60ZM64 233H65V230H64ZM64 233H63V234H64ZM69 233H70V232H69ZM211 233H212V232H211ZM219 233H220V232H219ZM20 234H21V233H20ZM58 234H59V233H58ZM61 234H62V233H61ZM197 234H198V233H197ZM15 235H16V233H15ZM15 235H14V236H15ZM17 235H19V234H17ZM53 235H57V234H52L51 238H52V237L54 238ZM205 235H207V233H206ZM205 235H203V236H205ZM41 236H42V235H41ZM64 236H65V235H64ZM85 236H86V235H85ZM201 236H202V235H201ZM62 237H63V235H62ZM81 237H82V236H81ZM205 237H206V236H205ZM11 238H12V237H11ZM39 238H40V237H39ZM51 238H50V241H49V242H50V245H53V246H51L52 248H54V247L56 246V243H58V242L60 243V240L63 241V239H59L58 236H57L58 239H55V238H56V236H55L54 239H55V240H59V241H58V242L56 241V243L54 244L55 240H54L53 238H52V239H51ZM60 238H61V235H60ZM63 238H64V239L66 238V240L69 242L68 239H70V238H68L67 236H65V237H63ZM67 238H68V239H67ZM83 238H84V237H83ZM201 238H202V237H201ZM19 239H20V238H19ZM197 239H198V238H197ZM12 240H13V239H12ZM66 240H64L63 243H64ZM200 240H201V239H200ZM52 241H54V242H52ZM197 241H199V240H197ZM46 242H47V241H46ZM68 242H65L64 244H69V245H70L71 243H68ZM70 242H71V241H70ZM16 243H17V242H16ZM40 243H43V242H40ZM51 243H52V244H51ZM63 243H61V244H63ZM75 243H76V242H75ZM75 243L72 242V244H75ZM122 243H123V242H122ZM222 243H223V242H222ZM13 244H14V243H13ZM46 244H48V243H46ZM46 244H45V245H46ZM64 244H63V245H64ZM35 245H36V244H35ZM43 245H44V243H43ZM63 245H61V246H63ZM75 245H76V246H75ZM75 245H74V248H72V250L74 249V251L70 250V248L73 247V245H71L68 249H67V247H66L67 252H68L69 250L72 251V252H76V251H77V250H76V247L79 248V246H78L77 244H75ZM132 245H133V244H132ZM41 246H42V245H41ZM41 246H40V247H41ZM59 246H60V245L58 244L57 247H59ZM66 246H67V245H66ZM83 246H84V245H83ZM129 246H130V245H129ZM42 247H43V246H42ZM51 247L48 246V248H51ZM57 247H55V249H56ZM124 247H125V246H124ZM243 247H244V246H243ZM248 247H249V246H248ZM45 248H46V247H45ZM63 248H64V249H63ZM46 249H47V248H46ZM58 249H60V247H59ZM61 249L65 250V245H64V247H61ZM61 249H60V250H61ZM123 249H124V248H123ZM123 249H122V250H123ZM136 249H138V248H136ZM244 249H245V248H244ZM244 249H243V251L240 249L239 252L242 251L241 253H243L244 255H245V254H248V252H246L247 250H244ZM247 249H248V248H247ZM39 250H40V249H39ZM44 250H45V249H44ZM48 250H49V249H48ZM56 250H57V249H56ZM75 250H76V251H75ZM84 250H85V249H84ZM130 250H131V249H130ZM130 250H129V251H130ZM12 251H13V250H12ZM49 251H50V250H49ZM65 251H66V250H65ZM70 251H69V253H70V255H71L72 252H70ZM227 251H228V250H227ZM230 251H231V250H230ZM7 252H8V251H7ZM9 252H10V251H9ZM45 252H46V251H45ZM83 252H84V251H83ZM85 252H86V251H85ZM40 253H41V251H40ZM55 253H57V252H55ZM55 253H53V255H54L55 257L57 256V257L59 258V253H61V252H59V250H58L57 255H56ZM77 253L79 254V251H77ZM77 253H76V254H77ZM81 253H82V252H81ZM235 253H236V252H235ZM8 254H9V253H8ZM37 254H39V251H37ZM45 254H46V253H45ZM62 254H63V253H62ZM62 254H60V255H62ZM65 254H67V253H65ZM65 254H64V255H65ZM73 254H75V253H73ZM51 255H52V254H51ZM67 255H68V254H67ZM85 255H86V254H85ZM248 255H249V254H248ZM252 255H253V254H252ZM7 256H8V255H7ZM39 256H40V254H39ZM47 256H48V255H47ZM62 256H63V255H62ZM74 256H75V255H74ZM74 256H73V257H74ZM77 256H78V255H77ZM80 256H82V254H79V257H80ZM32 257H33V256H32ZM37 257H38V255H37ZM37 257H36V258H37ZM34 258H35V256H34ZM38 258H39V257H38ZM38 258H37V259H38ZM51 258H52V256H51ZM66 258L69 259L70 257L67 256ZM66 258H64V259H66ZM250 258H251V256H250ZM2 259H3V258H2ZM40 259H42V257H41ZM74 259L76 260L75 257H74L72 260H71V259H70V260H71V261H74ZM224 259H225V258H224ZM245 259H246V258H245ZM247 259H248V258H247ZM26 260H27V257H26ZM34 260H35V259H34ZM56 260H57V259H56ZM66 260H67V259H66ZM156 260H157V259H156ZM160 260H161V259H160ZM213 260H214V259H213ZM32 261H33V260H32ZM43 261H44V259H43ZM43 261H42V263H43ZM49 261H50V259H49ZM49 261H48V262H49ZM53 261H55V258H54ZM53 261H50V264H51V262H53ZM67 261H68V260H67ZM71 261H70V262H71ZM85 261H86V260H85ZM154 261H155V260H154ZM233 261H234V260H233ZM233 261L231 260V262H232L231 264H233ZM247 261H248V260H247ZM24 262H25V261H23V263H24ZM27 262H29V261H27ZM35 262H36V261H35ZM48 262H47V263H48ZM76 262H77V261H76ZM80 262H81V261H80ZM238 262H239V261H238ZM238 262L236 263V261H235L236 264H239ZM245 262H246V261H245ZM251 262H252V261H251ZM32 263H33V262H32ZM44 263H45V261H44ZM44 263H43V264H44ZM55 263L57 264L58 262L55 261ZM67 263L69 264V261H68ZM74 263H75V262H74ZM74 263L72 262V264H74ZM101 263H102V262H101ZM157 263H158V262H157ZM221 263H222V261H221ZM226 263H227V262H226ZM263 263H264V262H263ZM13 264H14V263H13ZM19 264H20V263H19ZM25 264H26V263H25ZM33 264H35V263H33ZM45 264H46V263H45ZM65 264H66V263H65ZM75 264H76V263H75ZM83 264H84V263H83ZM85 264H86V263H85ZM195 264H196V263H195ZM222 264H223V263H222ZM244 264H245V263H244ZM250 264H252V263H250Z\"/></svg>","mask_w":264,"mask_h":264}]
</instances>
